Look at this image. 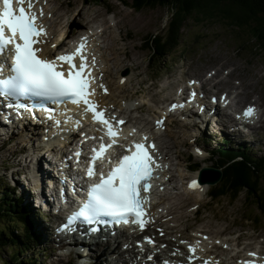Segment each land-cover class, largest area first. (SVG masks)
Listing matches in <instances>:
<instances>
[{"label": "rangeland", "instance_id": "obj_1", "mask_svg": "<svg viewBox=\"0 0 264 264\" xmlns=\"http://www.w3.org/2000/svg\"><path fill=\"white\" fill-rule=\"evenodd\" d=\"M81 1L82 0H70V7L68 8V0H54L52 7L56 9L58 5L62 3L61 8H63V12L60 15L64 16L69 12V16H76L75 19L68 18L67 20V23L70 24L72 28L75 27L76 29L78 27H82L83 25L85 26L86 17L91 15V11L95 12V17H101L102 13L100 12L104 11V7L107 6L109 10H113L116 15V19L120 20H116L114 23V25H117L119 22V29L113 30L116 38L118 31H120L123 36L127 33V40L123 43L117 41L116 46L121 48V50L123 47H126L128 56H126L124 63L127 65V70L130 75L129 78L131 80L125 83L123 90L122 87H118L116 83L113 82L111 86L115 88L112 99H119L117 94H124L123 91L127 95L134 97L132 94L136 89V94L139 98H134L132 100V104L138 109H143L137 118L143 124H147L151 116L153 119V116L156 117L158 114H152L153 109L150 108V105L141 107L140 98H144L146 102L152 100V102L155 103L167 100V98L174 92V86L182 83L180 82L181 78L174 77L170 71L180 69L181 65H183L188 58L192 57L196 53H199L202 58V60H200L201 64L194 67L195 69L190 71L187 76H201L204 81V87L214 86L217 90H226L231 92L235 106H240L245 102L254 103L259 104L262 110V120L258 123L259 125L254 128H249L244 135L238 134L235 138L229 137V145H237V143H239L240 145H244L245 149H248L247 151L252 154H256L258 156L264 155V60L261 54H258V52L260 53V50L254 47L253 43H248L247 45L242 46V41L237 37V35L241 37L243 34L245 41L249 38L246 33L237 31L234 26L219 19L210 21L214 23L202 24L199 26H195L194 23L188 21L187 27L185 28L186 30L183 33L184 40L182 44L174 53H172L171 56L168 57L165 70L160 71L157 78L161 77L165 72L167 76L164 75V77L160 78L159 81H156L153 80V68L152 64H149L148 60L151 53L150 48L147 45L144 47L142 42L150 34L158 36V32H163L164 26L170 18L169 8H145L136 12L131 8L122 6L117 0L106 1L103 6H92L86 4L85 6H82L80 4ZM73 3H77V8H71ZM94 20H97L103 25L105 23L104 18H96ZM63 23L64 21L60 23L61 26H63ZM129 37H131V39L128 40ZM113 38L114 36L112 35L111 39ZM202 46L204 48H201ZM131 67L133 69L129 70ZM212 71L216 72V74L211 77L215 78V80L208 79V75L205 74V72L210 73ZM226 71L227 74L225 73ZM242 96L245 97L244 100H240L242 99L240 98ZM155 105L158 106L159 110L160 106L158 104ZM133 120L135 121L134 118ZM167 129L168 131H166L167 134L165 133L164 135V140H166L168 144V159L172 162V172L177 179L176 182L178 181L177 183L180 184L179 180L183 182L184 179H181L182 176L188 173L185 169V165H188L186 155L190 150L187 149L186 145L192 142V136L199 134L200 138L208 137L211 143L217 144L219 143V134H217V132L210 126L202 130L197 127H191L185 122L172 124ZM21 134L22 133L12 138L5 136L0 138V143L5 141V138L8 139L5 142L8 144L4 147L0 145V192L6 191L7 194L5 198L10 199L13 205L26 203L25 197H19L21 186L19 180H17L20 177L19 173H21L24 166L25 170L23 174L27 178L32 179V172L29 169V167L32 168V163L29 161L30 157L25 163L23 160L20 162L18 157L15 158L12 154V151L16 146L15 144H20V141H18L19 139L16 138ZM163 149L166 151L164 146ZM210 166L218 168L215 163H212V161ZM218 169L221 171L220 168ZM13 182L17 184V187L14 189L11 188L14 184ZM32 182L34 183V181ZM217 182L212 184L209 183V185L213 186ZM175 187L177 186H174L172 196L168 198L169 200H166L167 203H172V206L175 208L178 206L175 205V202L182 205L183 202H180V200L183 199L185 206L181 210H175L174 215L166 216V225L169 230H171L173 224H175L176 218L185 222V218L190 217V221L185 222V225H190L192 227L208 231V233H212L216 237V233L220 232H224L223 235L229 237V232L234 231L235 234L233 237L236 233L240 232L242 234V238L248 240L249 242L264 241V214L259 215L258 211L255 210L244 211L243 193L234 202H231V199L227 197H222L220 200L212 201L208 196L205 197L197 195L198 193L186 194L183 189L177 190L178 188ZM184 189L188 192L186 188ZM10 193H13V196H11ZM166 197L167 196H164V198ZM195 204H200L201 207L204 205V207L208 210L205 211L206 209H202L201 214L197 219L195 214L189 213ZM32 207L38 215V212H40L43 217L42 221L46 222V224L43 222L42 225L47 226L46 237L50 239V243L44 246L48 249L47 254L39 252V250L43 249L42 246H39L38 250H36L38 251L36 252V259L39 262L38 264H79L77 261V254L66 257L65 251L56 250V243L55 241H52L54 237L49 234V231L50 233L52 232V229L50 230V221L52 219L47 215L50 214V211L45 209L42 211L40 207H38V204L35 205V203H32ZM35 212L33 211V213H30L33 218L36 217ZM41 212H44L45 214H42ZM253 214L259 216L258 223H254L249 219ZM38 217L41 220V217L37 216V218ZM7 222L8 220L6 219L5 223ZM18 227L19 226L16 225V228ZM52 228H54V226ZM177 228L180 230L182 226L179 225ZM173 229L174 227L171 232H174V237H177L180 232ZM187 232L190 231L187 230ZM14 234H16V231H14ZM50 244H53L51 245V247H53L52 250H49ZM249 248H253L252 244ZM94 252H97L98 254L94 253V257L92 256L90 259L95 262L102 263L107 261V257L103 258L99 250ZM1 253L6 259H8L10 255L13 258L17 257V253L15 250L14 252L12 251V247L2 249ZM28 254H31V252H25L23 257ZM1 263L2 260L0 259V264Z\"/></svg>", "mask_w": 264, "mask_h": 264}, {"label": "snow or ice", "instance_id": "obj_2", "mask_svg": "<svg viewBox=\"0 0 264 264\" xmlns=\"http://www.w3.org/2000/svg\"><path fill=\"white\" fill-rule=\"evenodd\" d=\"M37 2L38 0H0V55L10 51L12 56L10 69L12 75L8 79H0V89L7 95L30 93L70 102L82 107L84 113H91L93 123L103 126L110 142L104 143L101 137L98 148L92 149L93 155L90 158L87 175L91 177L95 174L97 161L104 162L107 158V162L112 166L106 176L102 173L99 183L91 187L88 200L70 218L69 223L79 217L110 216L118 224L132 223L143 230L146 224L150 223L145 219V205L148 203L146 194L150 191V181L153 179V166L159 167L152 155L155 145L148 142L147 136L142 137L139 142L133 141L128 146L119 145L118 126L125 122L116 120L115 117H107L105 110L100 109L91 98L95 95V88L91 85L95 82L92 66L96 61L93 56L89 64L85 55L86 38H81L71 53L59 55L54 59H44L38 55L41 49L36 45L43 42L41 38L46 36L47 32L39 23V18L44 15L43 9H40L39 14L34 11ZM77 57L78 65L75 63ZM2 71L3 65H0V72ZM99 87L107 92L103 84ZM176 107L182 105H173L171 110H175ZM253 111L249 108L245 115L250 116ZM161 124L162 121H157L158 126ZM118 145L124 147L128 154L119 156L113 162L107 157V153ZM76 155L79 156L80 153ZM188 187L195 189L198 184L192 181ZM146 240L152 243L151 239ZM195 251L194 247L189 246L190 253L194 254ZM249 255L255 256V253ZM191 259L192 256H189L190 262ZM205 264H208V261H205ZM245 264L255 262L246 261Z\"/></svg>", "mask_w": 264, "mask_h": 264}, {"label": "trees", "instance_id": "obj_3", "mask_svg": "<svg viewBox=\"0 0 264 264\" xmlns=\"http://www.w3.org/2000/svg\"><path fill=\"white\" fill-rule=\"evenodd\" d=\"M109 0H83L89 5H103ZM121 5L140 11L145 8H169L170 18L158 36L149 37L147 45L150 48V61L154 64L165 61L169 51L178 46L182 39L188 21L195 26L214 19L225 21L234 26L237 31L246 33L249 38L244 41V35H237L242 46L253 43L260 50L264 60V0H117ZM242 145L238 149L232 147H217L216 163L221 169L220 180L210 187V200H220L227 197L234 202L243 193L245 210L258 211L264 214V155H256L247 151ZM198 166V164H195ZM212 167V166H210ZM6 191L0 197V259L1 264H38L36 259L34 234H29L30 216L23 211L21 204H12L6 199ZM8 220L5 223V220ZM252 222L258 223L259 216L252 215ZM16 225L19 226L16 228ZM13 226V227H12ZM9 229V230H8ZM16 230V234L14 231ZM18 233V234H17ZM12 247L17 257L2 256L1 250ZM31 254L21 257L25 252Z\"/></svg>", "mask_w": 264, "mask_h": 264}, {"label": "bare ground", "instance_id": "obj_4", "mask_svg": "<svg viewBox=\"0 0 264 264\" xmlns=\"http://www.w3.org/2000/svg\"><path fill=\"white\" fill-rule=\"evenodd\" d=\"M49 11H52V9H49ZM59 16H61V15H59ZM63 25H64V23H63ZM60 27H62L61 24H60ZM64 29L65 28H60V30H62V31ZM103 30L105 31V27H104ZM115 83H116V85L118 87L121 88V84H120L119 80L115 81ZM177 85H181L182 86L183 83H179ZM219 85H221V84H219ZM123 86H124V84H123ZM110 87H111V89H113L112 86H110ZM117 96L119 97V100H120L121 103L118 104V106H117L118 108H116V110H118L120 115L126 117V119L123 120L125 123L118 126L119 130L121 132H126V131H132L133 129H135V131L134 132L132 131V132H133V134L136 137L140 136L142 138L144 136H147L148 137V141H151V143L155 145V151L154 152L164 156L166 154V151L163 149L162 144L158 141L159 135H158V139H157L156 136H155V133H154L157 129H159V126L157 124H154L155 123L154 119L151 120V124H143L141 121L135 122L133 120L134 117H138L140 115L139 113L143 111V109H138V108L134 107L133 104H132V100L134 98L138 97L137 94H135L134 97H130L129 95L118 93ZM140 100L142 102H144L145 105H148V106L151 105L149 103V101L146 102L144 98H140ZM130 106L133 108V110H131L129 113H127V110L129 109ZM154 117L155 116H153V118ZM169 120H171V118H169L168 120L167 119L165 120L167 128L169 126ZM29 134H30L29 132L26 133L27 136ZM19 138H21V137L19 136ZM160 158H161V156L158 157V159H160ZM40 161H41V158L37 157L36 164H35L36 173L42 172V168L39 165ZM210 168L212 170L211 169H207L204 172V174L207 177H211L210 179H215V177H217L221 172H220L219 169H217V171H215V170H213V167H210ZM164 172L171 173L170 171H164ZM36 177H37V174H36ZM172 177H173L172 174H170L169 176H167V173L165 174V180H171ZM45 178H46L45 181H49V180L53 179L51 176H45ZM33 185H38V184L36 182ZM176 185H177V187H175V188H178L179 183H177ZM206 185H207V183H206ZM42 188L46 189V184L42 185ZM205 190H206V188L204 187V189H201L200 190L201 192H198V194L201 195V194L205 193L204 192ZM173 191H174V186L171 189L170 196H172V192ZM42 193H45V192H42ZM47 194H49V193H47ZM164 194H166V193H164ZM187 194H188V192H187ZM170 196H167L166 198L163 197V199L160 202L161 204H168L167 205L166 216L167 215H174L175 210L179 209L178 206H176L174 208L172 206V203L171 204L167 203L166 200H169L168 198ZM160 198H161V196L159 197V200H160ZM175 205H178V204L175 202ZM70 206H73V204L70 205ZM71 211H72V209L70 210V212ZM174 221H175V218H174ZM174 226H175V224H173V227ZM172 228H171V230H172ZM175 232H177V231H175ZM200 234L205 236V241L208 243L207 245L204 246V245L199 244V242L195 240L194 244L197 246V250L195 252V255L197 253H199L201 255V264H205V261H208V264H227L228 262L236 259L237 257H239L241 255V253H238V252H240L242 250L241 246H239L237 248L236 252H231L224 246V244L221 241L218 240V237L214 236V234L208 233V231H204V230H201ZM181 236H183V235L181 233H178V236L174 237V239H178ZM222 241L223 242H228L226 240H222ZM206 242H204V243H206ZM114 243H116V241H114ZM117 243H119V241ZM102 247H103L102 245H99V248H102ZM69 248H72L74 250H80L82 248V246H81V244L80 245L77 244V245L70 246ZM87 250L88 251L86 252V257H88V258H91L92 256L94 257V253L95 254L97 253V252H94V251H98V249L93 248V247H90ZM103 251H104V249H103ZM182 252H183L184 256H187V254L183 251V249H182ZM121 254H122V251L118 252V255H121ZM172 256H176V255H172ZM185 259H186V257H185ZM59 261H60V256H59Z\"/></svg>", "mask_w": 264, "mask_h": 264}, {"label": "water", "instance_id": "obj_5", "mask_svg": "<svg viewBox=\"0 0 264 264\" xmlns=\"http://www.w3.org/2000/svg\"><path fill=\"white\" fill-rule=\"evenodd\" d=\"M213 170H215V169H213ZM215 171H217V170H215ZM220 176H221V173L217 177H215V179H213L211 182L214 183V182L218 181L220 179Z\"/></svg>", "mask_w": 264, "mask_h": 264}]
</instances>
